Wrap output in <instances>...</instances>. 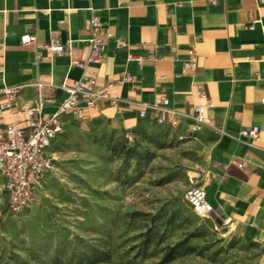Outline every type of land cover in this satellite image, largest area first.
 <instances>
[{
  "label": "crops",
  "instance_id": "1",
  "mask_svg": "<svg viewBox=\"0 0 264 264\" xmlns=\"http://www.w3.org/2000/svg\"><path fill=\"white\" fill-rule=\"evenodd\" d=\"M92 16L102 21V34L113 33L105 41L103 62L95 66L99 84L127 72L134 80L112 89L116 102L99 99L87 118L132 131L143 121L154 123L139 117L140 102L166 95L172 106L191 111L209 100L206 116L213 127L198 134L220 158L201 185L216 214L262 248L264 264V5L260 0H0V101L5 86H22L14 109L0 112V124L16 120L24 126V110L39 100L42 116L57 109L65 97L61 86L81 75L72 60L90 54ZM25 33L38 43L52 36L70 43L67 52L51 57L42 50L38 58L35 44L22 43ZM119 39L127 45L120 46ZM190 48L197 58L193 70L184 67L192 58ZM130 53L144 59L129 61ZM198 85L208 99L200 97ZM254 125L261 129L257 137L240 136Z\"/></svg>",
  "mask_w": 264,
  "mask_h": 264
},
{
  "label": "rangeland",
  "instance_id": "2",
  "mask_svg": "<svg viewBox=\"0 0 264 264\" xmlns=\"http://www.w3.org/2000/svg\"><path fill=\"white\" fill-rule=\"evenodd\" d=\"M126 132L99 117L71 120L54 145V171L18 214L8 208L0 173V252L27 256L33 247L77 246L80 237L112 251L98 264H121L139 250L152 225L163 242L158 235L149 257L134 258V264H159L166 244L195 231L201 236L191 243L198 252L169 264H263L262 248L222 214L198 216L185 200L188 175L205 185L208 167L220 158L217 149L200 134L177 141L148 121L131 131L132 141ZM156 214L163 218L154 222Z\"/></svg>",
  "mask_w": 264,
  "mask_h": 264
},
{
  "label": "built area",
  "instance_id": "3",
  "mask_svg": "<svg viewBox=\"0 0 264 264\" xmlns=\"http://www.w3.org/2000/svg\"><path fill=\"white\" fill-rule=\"evenodd\" d=\"M211 1L216 2V0ZM260 1L264 5V0ZM102 26L103 23L98 16L90 18V54L85 60H72L73 65L80 67L81 75L61 86L65 91V97L54 112L48 116H42L43 104L39 100L35 106L24 110L26 114L24 126L19 125L16 120L0 124V173L4 180L3 190L7 205L13 213H21L35 202L46 176L54 171L53 149L64 132L65 125L71 120L86 119L89 110L95 107L99 99L116 102L118 98L112 94V89L118 84L134 80V76L127 72L121 79L99 84V71L95 66L103 62L105 41L113 36L111 31L102 34ZM21 41L23 44H35L38 48L36 52L38 58L42 56V50H46L51 57L67 52L66 45L70 43V40L63 43L57 36H52L48 42L38 43L36 37L30 33L23 34ZM118 44L125 46L127 41L119 39ZM143 46L145 47L146 44ZM189 53L192 58L184 62V67L187 70H193L197 65L194 48H190ZM148 56L154 57V52H150ZM143 59L144 56L141 54L130 53L128 56L129 61L140 62ZM164 78L163 76L160 80ZM37 85L42 86L43 84L38 83ZM21 87V85H7L2 89L3 99L0 101V112L14 109ZM198 94L202 98H207L201 85H198ZM261 102L264 104V97ZM208 106H212L209 100L205 104H195L191 111H185L172 106L170 99L166 95H161L153 103L140 102L138 115L143 119H151L154 124L167 130L169 136L173 133V139L182 142L213 127L206 116ZM149 110L152 112L151 115H149ZM260 130L258 125L243 128L240 136L255 138ZM126 137L129 141L134 139L131 131L126 132ZM238 165L242 168L246 163L241 161ZM185 200L198 216L216 215L215 208L207 199L206 189L201 185L198 177L193 174H189L187 178Z\"/></svg>",
  "mask_w": 264,
  "mask_h": 264
},
{
  "label": "trees",
  "instance_id": "4",
  "mask_svg": "<svg viewBox=\"0 0 264 264\" xmlns=\"http://www.w3.org/2000/svg\"><path fill=\"white\" fill-rule=\"evenodd\" d=\"M162 218L163 216H157V214L153 216L154 222ZM158 235L159 238L157 239L156 237ZM199 236H201V234L195 231L189 233L175 243L166 244L159 264H169L179 257L197 253L198 246L192 244L191 239ZM76 239L78 241L77 246L67 241L61 245H56L53 250L49 251L33 247L31 250H28L27 256H23L14 250H8L5 254L0 252V264H98L112 258V251L110 249L92 244L80 237ZM156 239L157 241L161 240V242H163V236L158 234L154 227L150 225L143 234L139 250L127 260H123L121 264H134L133 259L140 256L148 258L149 246L153 244Z\"/></svg>",
  "mask_w": 264,
  "mask_h": 264
}]
</instances>
